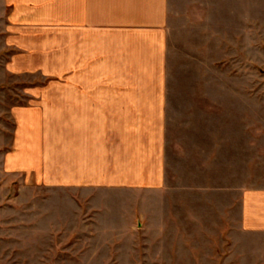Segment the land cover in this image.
<instances>
[{"label": "rangeland", "instance_id": "obj_1", "mask_svg": "<svg viewBox=\"0 0 264 264\" xmlns=\"http://www.w3.org/2000/svg\"><path fill=\"white\" fill-rule=\"evenodd\" d=\"M168 28L159 191L82 201L7 173L13 110L49 81L0 69V264H264V231L243 229L240 209L242 191L264 185V0H169ZM137 197L142 210H121Z\"/></svg>", "mask_w": 264, "mask_h": 264}, {"label": "crops", "instance_id": "obj_2", "mask_svg": "<svg viewBox=\"0 0 264 264\" xmlns=\"http://www.w3.org/2000/svg\"><path fill=\"white\" fill-rule=\"evenodd\" d=\"M168 26L169 0H0V69L49 81L26 87L39 101L13 110L5 171L82 201L161 190ZM143 208L139 197L121 206ZM240 209L243 229L264 231V185L245 188Z\"/></svg>", "mask_w": 264, "mask_h": 264}]
</instances>
